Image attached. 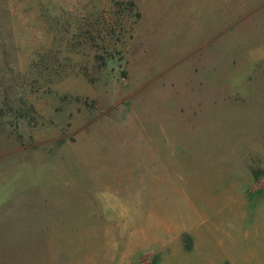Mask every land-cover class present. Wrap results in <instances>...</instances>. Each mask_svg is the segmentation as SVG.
<instances>
[{
	"label": "rangeland",
	"instance_id": "374dc122",
	"mask_svg": "<svg viewBox=\"0 0 264 264\" xmlns=\"http://www.w3.org/2000/svg\"><path fill=\"white\" fill-rule=\"evenodd\" d=\"M0 264H264V0H0Z\"/></svg>",
	"mask_w": 264,
	"mask_h": 264
}]
</instances>
